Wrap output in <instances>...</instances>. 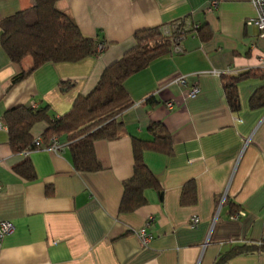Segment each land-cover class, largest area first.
Listing matches in <instances>:
<instances>
[{
	"label": "crops",
	"instance_id": "0c3cea01",
	"mask_svg": "<svg viewBox=\"0 0 264 264\" xmlns=\"http://www.w3.org/2000/svg\"><path fill=\"white\" fill-rule=\"evenodd\" d=\"M32 5L34 0H0V19ZM55 7L105 48L78 62H46L10 86L30 59L15 64L0 45V222L13 225L0 241V264H214L234 245L260 243L264 106L251 108L249 100L264 86V40L247 23L256 15L250 0H58ZM176 23L189 30L180 40L182 51L171 45L124 82L132 101L120 116L126 133L94 142L101 170H76L65 136L58 153L12 151L6 111L18 115L26 107L47 106L51 118L67 113L107 65L133 48L135 32L155 26L170 31ZM246 71L257 75L238 82L240 108L234 111L221 76ZM182 75L188 86H199L195 97L185 99L173 82ZM153 122L165 126L171 143L169 154L143 152L162 194L148 188L145 204L120 212L124 182L133 175L132 136L151 139ZM46 126L35 123L32 137L42 136ZM25 158L34 169L32 180L13 170ZM189 181L196 199L182 204ZM237 210L242 215L234 218ZM194 216L199 222L192 226ZM144 226L152 236L147 245L136 235ZM224 264H264V252L239 254Z\"/></svg>",
	"mask_w": 264,
	"mask_h": 264
},
{
	"label": "trees",
	"instance_id": "16d2710c",
	"mask_svg": "<svg viewBox=\"0 0 264 264\" xmlns=\"http://www.w3.org/2000/svg\"><path fill=\"white\" fill-rule=\"evenodd\" d=\"M58 0H34V5L0 19V45L11 62L21 65L30 59L27 67L10 79V86L22 81L27 75L46 62H78L89 56H98V45L105 48L102 40L81 33L74 19L55 7ZM179 23H182L181 21ZM175 24L170 35L161 26L135 32L134 46L122 57L107 65L94 88L86 95H80L71 109L57 117L48 115L47 106L26 107L18 115L6 111L4 118L9 131V143L13 152L36 150L30 130L37 122L47 124L42 139L45 145L53 137L65 136L74 168L82 172H96L102 169L94 151L97 140L116 139L125 135V125L121 113L132 105L124 82L132 74L145 68L152 60L171 50L172 39L185 35L187 28ZM182 25V24H181ZM200 28H197V31ZM257 75L251 71L237 75H222V85L228 105L232 110L240 108L237 85L242 79ZM251 108L264 106V86L256 89L249 100ZM152 138L145 140L132 136L134 157L133 175L124 182L120 212H132L145 204L144 191L162 189L156 177L143 160L145 150H155L165 154L171 151L170 136L161 122L148 126ZM60 141V140H59ZM21 177L32 180L33 166L25 158L13 166ZM196 199L195 184L187 182L181 193V203H191ZM238 212V210L236 211ZM264 252V242L237 244L222 252L214 264H224L229 258L243 253Z\"/></svg>",
	"mask_w": 264,
	"mask_h": 264
},
{
	"label": "built area",
	"instance_id": "2783aa9c",
	"mask_svg": "<svg viewBox=\"0 0 264 264\" xmlns=\"http://www.w3.org/2000/svg\"><path fill=\"white\" fill-rule=\"evenodd\" d=\"M250 2L255 7L256 15L254 18L250 19L247 23L255 26L257 29V37L261 40H264V0H250ZM173 28H175V26H173ZM164 33L169 36L171 33V30L170 31L166 30L164 31ZM183 36L184 35H180L179 37L172 39V50L174 52L182 51V48L179 43ZM103 49H104V46L99 44L98 51L102 52ZM262 61L264 62V60ZM173 82L179 86L180 91L182 94H184L185 99L195 97L200 91V88L197 84H192L188 86L187 77L185 75L178 76L177 78H175ZM166 107L168 109H171L173 107V103L171 101H167ZM34 143L36 146H38V149H41V148L49 149L55 153H58L63 147L62 143L59 141L57 137H53L50 140V143L48 145H45L42 137L38 136V137H35ZM30 152L31 150H26L23 152V154L24 156H26ZM241 215L242 213L238 212L233 217L238 218ZM198 222H199V218L194 216L191 218L190 224L192 226H195ZM12 229H13V225L11 222L1 221L0 222V241L6 234L10 233ZM136 235L139 238L142 245H147L152 239L151 234L147 232L145 226L137 230Z\"/></svg>",
	"mask_w": 264,
	"mask_h": 264
},
{
	"label": "water",
	"instance_id": "95a60500",
	"mask_svg": "<svg viewBox=\"0 0 264 264\" xmlns=\"http://www.w3.org/2000/svg\"><path fill=\"white\" fill-rule=\"evenodd\" d=\"M262 241L264 242V232H263V234H262Z\"/></svg>",
	"mask_w": 264,
	"mask_h": 264
}]
</instances>
